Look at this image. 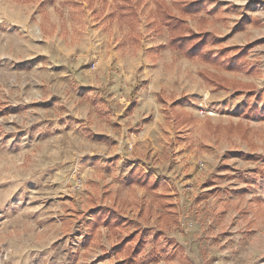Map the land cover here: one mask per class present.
I'll use <instances>...</instances> for the list:
<instances>
[{
    "label": "rangeland",
    "instance_id": "rangeland-1",
    "mask_svg": "<svg viewBox=\"0 0 264 264\" xmlns=\"http://www.w3.org/2000/svg\"><path fill=\"white\" fill-rule=\"evenodd\" d=\"M69 1L0 0V264H117L136 227L153 231L137 264H264V0L184 16L214 49L249 46L257 74L172 48L158 0H134V27L114 0ZM133 167L164 182L174 215L141 217ZM101 204L135 224L86 245Z\"/></svg>",
    "mask_w": 264,
    "mask_h": 264
},
{
    "label": "trees",
    "instance_id": "trees-1",
    "mask_svg": "<svg viewBox=\"0 0 264 264\" xmlns=\"http://www.w3.org/2000/svg\"><path fill=\"white\" fill-rule=\"evenodd\" d=\"M69 1V0H68ZM89 5L93 4L97 0H88ZM115 7L112 12L113 17L118 18L120 21H127L134 27V23L137 19L136 1L134 0H114ZM70 2V1H69ZM175 7L179 10V15L175 13L173 7L170 6L166 0H158V13L159 21L166 25L170 32L169 45L177 50H180L182 54L190 58H198L210 64L218 66L219 63L225 64L231 70H244L249 73H259V69L255 65H251L247 55L249 52V46H234L225 47L220 46L214 49L216 45L221 44V38L210 32H196L186 23L184 16L187 13H194L200 11L204 5L201 0L189 2L187 0H176ZM134 29V28H132ZM139 35L135 34L137 38ZM208 75L207 77L204 75ZM203 77L208 81L216 85L217 88H224L226 85L223 83L225 78L209 71H203ZM222 81V82H221ZM238 83V82H237ZM242 83V82H241ZM244 88H249V84L243 83ZM235 87L234 84H232ZM254 87V85L252 86ZM261 113L258 106H250L247 112V117L259 116ZM181 120L188 121L181 116ZM127 184L138 185L145 188L150 194L151 199L147 200L145 197L141 203V217H146L148 212H154V207L162 208L159 213L160 219H163V215H174V204L169 201L168 192L160 191L159 188L164 185L161 181L150 171H144L133 167L127 177ZM166 189V188H165ZM91 220L89 226V234L84 240V244H90L96 237L97 232L101 228L108 230V236H115L124 228L132 226L135 221L129 220L124 217L120 211L108 204H101L97 206L91 212ZM152 230L147 228L136 227L126 238L119 240L112 246V251L115 257H117V264H137L140 261V253L145 248L148 242V237L152 234ZM154 233L156 238L159 234ZM123 258H120V255ZM144 264H149L146 260Z\"/></svg>",
    "mask_w": 264,
    "mask_h": 264
},
{
    "label": "built area",
    "instance_id": "built-area-1",
    "mask_svg": "<svg viewBox=\"0 0 264 264\" xmlns=\"http://www.w3.org/2000/svg\"><path fill=\"white\" fill-rule=\"evenodd\" d=\"M203 113V111H201Z\"/></svg>",
    "mask_w": 264,
    "mask_h": 264
}]
</instances>
